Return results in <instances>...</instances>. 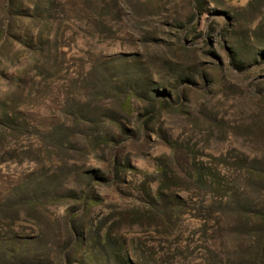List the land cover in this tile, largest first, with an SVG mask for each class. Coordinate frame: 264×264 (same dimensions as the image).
<instances>
[{
    "label": "rangeland",
    "instance_id": "rangeland-1",
    "mask_svg": "<svg viewBox=\"0 0 264 264\" xmlns=\"http://www.w3.org/2000/svg\"><path fill=\"white\" fill-rule=\"evenodd\" d=\"M71 230L264 264V0H0V264H88Z\"/></svg>",
    "mask_w": 264,
    "mask_h": 264
},
{
    "label": "trees",
    "instance_id": "trees-1",
    "mask_svg": "<svg viewBox=\"0 0 264 264\" xmlns=\"http://www.w3.org/2000/svg\"><path fill=\"white\" fill-rule=\"evenodd\" d=\"M121 110L125 111V107L121 106ZM103 141L106 142L107 139L105 138V140ZM113 166L116 170L120 168V165L116 161H115V164H113ZM103 181L105 183L107 180L103 179L102 182ZM93 201H94L93 198H89L87 195L84 198H82L81 203L84 206H91L93 204ZM76 215H74L73 218L77 217ZM70 235H71V244L69 243L70 244L69 246L77 250L79 253H81V257H83V259H85V261L88 264H101L102 263L101 260L104 258L102 256H99L97 252H95L94 250L88 248L87 246L88 242H86V240L83 238V235H81L80 232L71 230ZM98 238L101 244H106L109 241V235L106 232L99 234Z\"/></svg>",
    "mask_w": 264,
    "mask_h": 264
}]
</instances>
